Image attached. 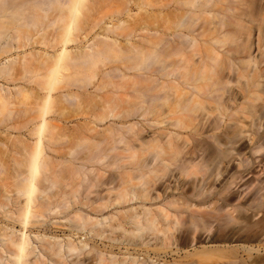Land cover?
Returning a JSON list of instances; mask_svg holds the SVG:
<instances>
[{
  "label": "bare ground",
  "instance_id": "obj_1",
  "mask_svg": "<svg viewBox=\"0 0 264 264\" xmlns=\"http://www.w3.org/2000/svg\"><path fill=\"white\" fill-rule=\"evenodd\" d=\"M243 1L186 2L193 12L176 43L112 17L104 24L95 11L105 0H0V124L14 152L28 157L0 196V264H141L89 242L150 235L160 248L180 247L260 207L264 0ZM137 32L148 36L133 41ZM69 137L73 162L118 171L93 203L85 166L70 164L58 178L43 154L44 143ZM111 207L115 215L90 216ZM64 213L65 225L52 222Z\"/></svg>",
  "mask_w": 264,
  "mask_h": 264
},
{
  "label": "rangeland",
  "instance_id": "obj_2",
  "mask_svg": "<svg viewBox=\"0 0 264 264\" xmlns=\"http://www.w3.org/2000/svg\"><path fill=\"white\" fill-rule=\"evenodd\" d=\"M188 1L190 0H105L104 3L96 8L95 15L98 18L103 17L105 20L104 24L108 22V17H112L114 23L117 22L116 20L118 22H127V24H130L138 30L145 27L150 32L158 31L164 40H173L176 43H180L182 40L178 36L187 34L188 31L178 26V24L181 20H185L190 12H193V7L185 4ZM251 2V0L243 1L248 7ZM139 3L142 4L141 8H138ZM237 8L241 11H250V8L246 9L240 6ZM119 11H122L121 15H117ZM140 23H144V25H139ZM245 25L253 27L256 23H248ZM97 33H99V30L92 35V38ZM251 35L252 40H254L256 38L255 30H251ZM144 36H148V33L137 32L133 41ZM38 48L39 46H37L36 50H40ZM254 54L256 55V51H254ZM22 55L24 54L21 51L19 56L21 57ZM93 91L92 88L88 90L90 93H93ZM19 103V99L15 100L14 107L19 108ZM70 110H73V108H70ZM73 120L75 119H71V121ZM75 123L82 124L80 121L68 124L66 128H69V132H64V136L72 134V131L75 130ZM101 128L103 127H99L100 132ZM5 134L6 130H4V125L0 124V140L5 141L2 142L4 145L0 146V162L3 163L2 173L0 175V196L3 195V191L9 192L12 190L14 176H18L28 169V157L15 153ZM205 137L210 141L208 135ZM74 142L75 140L69 137L65 140L62 139L60 143L50 148H47L44 143L45 151L43 154H46V157L48 156L50 158V173L56 174L58 178L67 175L70 164L78 167L85 166L87 171L84 172L86 177L83 190L91 193L87 198L89 202L93 203L95 199L105 197L107 191L113 188L118 171L101 165L73 162V158L69 157V153L73 148ZM28 143L31 142L29 141ZM28 148L29 152L33 149L31 146ZM81 157L82 155L77 156V158ZM15 162H18L21 166L15 165ZM255 170L258 171V169ZM262 178L263 176L260 177V179ZM111 182L113 183L111 184ZM10 197L14 196L10 195ZM258 205L261 208L258 207L240 216L234 215L233 221L222 219L218 225H214L209 239L206 237L207 233L205 235L203 231L198 230V238H195L196 240L193 243L190 241L180 247L160 248L158 244H155L158 242H154L152 236L145 235L142 238H135L131 241H120L119 239L115 242H109L101 239H93L89 242L88 248L102 252L107 256L112 255L117 259L133 257L141 264H264V234L260 235L261 232H264L262 231L264 230V199L263 202L257 201L254 203V207ZM129 208L131 207L125 208L124 210ZM117 211V209L111 207L104 210L101 214L99 213L97 217L93 214L90 216L100 219L101 216L108 217L113 214L115 215ZM67 213H64L62 216L58 215L52 222L65 225L66 219L69 217ZM85 213L87 214L88 211ZM119 215H123V212H120ZM123 224L125 223L123 222ZM126 228L128 229L130 227L127 226ZM57 234L61 237L63 235L62 232H58ZM64 234L67 235L69 232L65 231ZM82 234L84 233H79L83 237ZM118 235L119 232H117ZM146 242H149L148 246L145 245ZM155 245H157V249H161L158 255H155L152 251V247ZM248 248L253 249V251L249 252ZM257 249L258 251H256ZM162 250L166 251V255L162 254ZM84 258L86 259V257Z\"/></svg>",
  "mask_w": 264,
  "mask_h": 264
}]
</instances>
